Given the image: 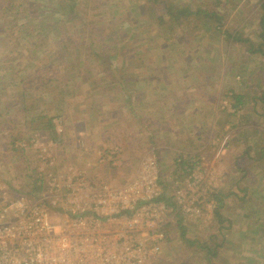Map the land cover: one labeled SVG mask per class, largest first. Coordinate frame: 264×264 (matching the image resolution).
Returning a JSON list of instances; mask_svg holds the SVG:
<instances>
[{"label":"rangeland","instance_id":"rangeland-1","mask_svg":"<svg viewBox=\"0 0 264 264\" xmlns=\"http://www.w3.org/2000/svg\"><path fill=\"white\" fill-rule=\"evenodd\" d=\"M40 1L0 0V27L8 29L0 33V222H16V206L4 203L18 197L59 224L68 213H108L110 204L119 206L125 196L139 195L137 189L149 193L157 180L163 192L180 184L183 194L209 189L207 198L214 189H233L238 180L248 190L225 198L221 218L214 214L213 200L200 214L182 212L187 223L173 217L162 259L155 264H264V159H258L264 147V58L250 54L244 59L242 46L227 47L222 33L213 31L215 21L204 13L175 20L165 9L153 8L152 0H76L78 18L68 22L69 13L66 19L56 8L62 0H43L38 8ZM170 1L215 10L223 30L260 40L259 0ZM19 24L33 29V40L26 32L7 36ZM116 41H121L117 53ZM102 50L111 59L104 61L98 55ZM33 73L38 82L23 81ZM230 88L251 99L238 112L248 114L243 128L227 143L219 135L222 127L231 134L227 119L243 123L240 116L222 111L223 106L233 111L234 99L226 97ZM261 93L262 99L252 98ZM20 105L24 110H16ZM38 113L53 118L55 137L51 130L27 125ZM133 119L153 120L155 126L143 130ZM126 125L136 133L142 130L135 150L122 148ZM175 130L182 138L178 133L172 142ZM181 143L186 151L206 155L210 170L200 157L199 169L178 178L181 171L173 158ZM113 146L121 150L115 156ZM191 177L201 185L194 186ZM188 240L195 241L190 245ZM213 251L217 256L210 257Z\"/></svg>","mask_w":264,"mask_h":264},{"label":"built area","instance_id":"built-area-1","mask_svg":"<svg viewBox=\"0 0 264 264\" xmlns=\"http://www.w3.org/2000/svg\"><path fill=\"white\" fill-rule=\"evenodd\" d=\"M190 182L201 185L200 179L191 177ZM208 190L198 187L180 195V212L200 214L210 202ZM136 191L139 195L125 196L119 206L110 204L108 213H68L59 224L45 210L28 207L25 198L4 203L16 206L18 218L0 222V264H145L161 250L165 206Z\"/></svg>","mask_w":264,"mask_h":264},{"label":"trees","instance_id":"trees-1","mask_svg":"<svg viewBox=\"0 0 264 264\" xmlns=\"http://www.w3.org/2000/svg\"><path fill=\"white\" fill-rule=\"evenodd\" d=\"M43 1V0H41ZM41 1L38 5V8H43L44 6L41 4ZM260 2V6H262L263 8V12L260 16L259 19V25L261 27V30L258 33V37H259V41H256L254 39H252L251 37H244L243 34L239 31L236 32H231L228 29H224L223 30V19L221 18V14L215 10H210L208 11H202L201 9L199 10H192L191 8L181 5V4H176L175 1H170V0H152V7L153 8H163L165 9V11L167 12V14L171 15L172 17H174L175 20H180V17H182L183 15L185 16H190V15H194L197 13H204L205 15H207L208 17H210V21H215V23L213 22V31H217L218 33H222V37H224L227 40V47H230L232 45H237L239 47H243V51L241 52L243 55L241 57H244V59H246L247 55L252 54L253 57H260V58H264V0H259ZM161 4V6H160ZM56 8L59 10V12H61L64 16L66 15V13H69L68 18L66 17L67 21H72L76 18H78V15L76 14L77 12H79V7H78V3L76 2V0H65V1H59L58 3H56ZM32 13L33 10L29 9ZM44 24V23H43ZM113 25V22H112ZM212 25V26H213ZM113 27H116L113 26ZM61 28L63 29V25H61ZM61 29V30H62ZM7 26L3 25L0 27V33L2 32H6ZM11 32L8 33L7 36L12 35V33H15L16 35L21 33V32H26L24 33L26 37H28V39H32V36L34 35L33 33V29L28 30L27 29V25H14L9 29ZM50 30V28H49ZM123 33V32H122ZM39 37V36H38ZM114 38V35L112 36ZM33 40V39H32ZM20 41V39L18 40ZM30 43L33 44L32 41H29ZM118 42L121 41H116L114 42V47H112L115 50V53H117L121 47L118 48L119 44ZM37 45V41H34V46ZM235 45V46H236ZM228 52L231 54V56L236 55L232 52H230V50L228 49ZM98 55H101V57H103V60H109L111 59L109 56H107L105 54V51H101L100 53H98ZM111 56V55H110ZM230 55H228L227 57H229ZM224 57H226L224 55ZM228 61H231V59H228ZM245 62V60L241 61L238 65V67L241 69V66H243L242 64ZM234 65V64H232ZM232 67V66H231ZM230 69V67H229ZM242 69H245V67H242ZM241 70H239L240 72ZM238 72V73H239ZM126 73V72H123ZM227 73H229L230 75L233 73H237L235 71H231L229 70ZM224 74V72H223ZM240 77L242 78V80H246V75H244V71L242 73H240ZM208 77H210V80L212 79V76L208 75L206 76V79L208 80ZM44 79V78H41ZM54 80H60L61 81V77L59 75H55L53 77ZM47 80L51 81L52 79L50 78V76L47 78ZM23 81H28L30 84L31 83H35V81L38 82L37 80V76L36 73H33L32 75H28L26 77L25 80ZM58 81V82H60ZM22 82V81H21ZM36 82V83H37ZM6 87V86H4ZM31 88V87H30ZM26 90H31L28 87H26ZM264 92V91H263ZM226 97L227 99H229L231 101V99H234V103H230V107L233 109L232 112H229L228 109L223 106L222 111L224 112H228L226 116L228 117H236L235 115H238V112H242L243 109H245L246 104H249L248 101L251 99L248 98V95L245 93H237L234 89L230 88L226 91ZM253 99H257V98H261L262 99V93L260 95H253L252 97ZM7 106V105H5ZM4 108V107H3ZM7 108V109H6ZM24 108V107H23ZM22 108V106L20 105V109H16V110H24ZM248 108V107H247ZM6 110V112L10 110V107L7 106L4 108ZM249 109V108H248ZM1 111V109H0ZM240 116V119H242L243 123H238V122H234L232 120H228L226 124H228L227 126L231 128V134L228 131V129H223V127L221 128V132H223V134H219L221 137L225 138V140H227V143H229L231 141V137L237 133V135L240 133H238L237 131H240V129L243 128V124L246 121V118L248 116L247 115H238ZM53 118L46 116L45 114L42 113H38L36 115H34L33 117L30 118V120L27 121V125L30 127V129L32 128L33 130H40V131H50V135L55 137L56 135V127L55 124L52 123ZM33 123H37V125L34 126V128L32 127ZM173 128V127H172ZM223 129V130H222ZM225 131V133H224ZM57 140V139H56ZM246 149L248 150H252L251 146H247ZM114 152H116L117 154L119 153V151H121L118 147L113 146L112 149ZM186 150L182 147V149H179V152L177 155H175V157L173 158V162H175L174 164L178 167V169L181 171V174H179L177 177L180 178L181 176L185 175V174H189L191 171H193L196 167L197 164L200 163V154L199 153H193L190 151H186ZM248 152H246V154H248ZM116 154V155H117ZM259 160H263L264 159V147H262L261 152H260V157L258 158ZM177 170H175L176 172ZM177 181L179 179H176ZM180 186V185H178ZM241 190L244 192H247V188H241L240 185L238 184V180L234 182L233 185V189H229L228 191H224V189H214L212 190V192L210 193V200H213L215 202V209H214V214L215 216L221 218L222 217V213H221V209L224 207L225 203V198L227 197H234L237 195V192ZM244 198H242L241 200H244ZM264 199V197H262V200ZM263 204H264V200H263ZM260 210H262L261 208L257 207V212H260ZM213 256H217L216 251L212 252V255H210V257Z\"/></svg>","mask_w":264,"mask_h":264},{"label":"crops","instance_id":"crops-1","mask_svg":"<svg viewBox=\"0 0 264 264\" xmlns=\"http://www.w3.org/2000/svg\"><path fill=\"white\" fill-rule=\"evenodd\" d=\"M144 109L147 110V108H144ZM156 122L157 121H155L154 123H156ZM132 123L142 124L143 126H141V127H142L143 130L144 129H150L151 127H154L155 126L153 124V120H150V122H147L145 120L142 121V122H140V121H135V119H133L132 120ZM171 125H173L175 128L177 127L176 126V122H174V124H171ZM180 128H182V127H180ZM141 131L142 130H138L137 133H136V131L134 129H132L130 125H126L125 137L127 138V141H126L127 144H124L125 142L123 140L120 141L123 144L122 148H124V147L126 148V146H127L130 150H135L138 147V145H139L137 141L140 138V136H142L141 135ZM172 133H174V137L171 138V140L173 139L172 142H175L177 140L179 130L178 131L175 130V132H172ZM159 135H161V128H160V126H159ZM179 136H180V140H181L182 134L179 133ZM101 138L102 139H105L106 138L105 132H101ZM19 140H20L21 146L23 147L22 148L20 146V148L22 150H26V148H27L26 145L22 144V142H21L22 140L21 139H18V141ZM97 142H99V141H97ZM183 144H186V143L183 142ZM183 144L181 143V145H179L180 147H178V148L179 149L182 148V145ZM28 145H29V147L31 145H33V140H30V143ZM161 147H163V148L164 147H167L166 148V149H168L167 151H172V150L174 151L175 150V148L172 147L171 145L170 146L169 145H163ZM152 148L153 149H156L155 146L152 147ZM177 153L176 154L174 153V155H177ZM157 157L160 158V156L156 155V158ZM200 157H202V159L204 160L203 161L204 165L207 166V167H205V169L210 170V167L207 164L208 163L207 161H209V158L206 155L205 156L200 155ZM156 183H157L156 186H153L152 185L151 186V189L148 190V192H149V194H151L152 196H154V200L155 201H158L162 205L165 206L164 207V211L161 214V224L163 225V230H164V233H165V237H164V240L162 241V244H161V250L158 253H156V254H152L151 257L146 261L145 264H155L158 259H160V258L162 259L161 253H162V250L165 248L166 243L168 241V239H167V236L168 235L166 233V229H168L169 225H171L173 223V221H175L174 218H173L174 216H176V218H178L179 221L180 220H183L185 223H187L186 220H184L187 217H182L181 216L182 213L180 212V208H179V205H180V203H179V197H180V195H182L184 193L182 191V187L179 188L180 186H178V189H175L174 191H171V190L167 191L166 189H164V192H163V190L159 187V183H160L159 180H157ZM195 240H193V241H195ZM193 241L188 240V243L190 245H192Z\"/></svg>","mask_w":264,"mask_h":264}]
</instances>
